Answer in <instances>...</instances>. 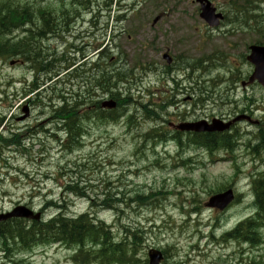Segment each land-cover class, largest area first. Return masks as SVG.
<instances>
[{
    "label": "rangeland",
    "instance_id": "1",
    "mask_svg": "<svg viewBox=\"0 0 264 264\" xmlns=\"http://www.w3.org/2000/svg\"><path fill=\"white\" fill-rule=\"evenodd\" d=\"M68 1L70 0H65V2ZM260 1L254 0L256 4H260ZM212 2L223 12L232 10L231 0H212ZM38 4L41 5V2ZM113 4L112 10L103 12V15L99 17V23L102 21L103 27L90 28L91 23L95 21L93 20L94 15L90 14L86 16L84 29L81 32L79 28L76 30L75 26L72 27V30L74 34H80L81 40L85 41L83 31L88 29L86 41L89 43L88 49L90 50L96 44V40L100 42L105 39L104 44H107V48L114 53L113 57L115 55L124 57L116 62V69L128 71V69L135 67V70H147V77L145 72L141 74L143 78L141 83L147 84L144 90L150 89L154 93L149 98V103L160 104L155 106L160 107L166 103L167 97L172 96L174 98L175 91L170 87L176 81H179V85L189 88L192 87L191 85H195L192 82L199 80L197 91L199 94L209 96L212 103L206 100L207 105L201 111L189 112L185 110V107L196 102L198 93L195 92L194 95H187L192 96L194 100L182 102L183 107H180L176 113L187 114L190 117L192 115L216 116L239 111L247 106L249 101L246 99L249 97L255 100L254 105L251 106V109L243 110L240 113H246L258 120L263 119L264 124V112L256 109V106L260 105L261 102L264 103V88L249 87L245 91L236 90L231 89L230 82V79H233L230 70L240 69L241 77H243L242 73L251 72V64L242 55L247 53L249 45L258 39H264V24L258 34L243 29L239 25L242 24V21H239V24L224 22L220 28L211 29L199 16V6L194 0H115ZM68 5H72V3ZM117 13L121 15L120 19L123 22H117ZM229 17L233 21L234 13L229 12ZM102 28H104L105 36ZM65 38H67L66 34ZM70 39L71 41L75 40L74 37ZM49 40L50 36L41 42L39 40L36 42L43 48L41 50H44ZM64 41L68 40L65 39ZM64 41L55 40L54 43L48 45L47 51H38L37 55H51L49 49L50 52L58 54L57 59H67L69 62L75 59L76 63H81V60L76 61V58L72 56L60 54L66 45ZM166 50H170L171 53L174 52L172 54L178 64L176 66L174 63V72L169 74L164 73L167 71L163 64L166 60L163 58ZM181 52L186 53V56L179 54ZM125 54L129 56V60L126 59ZM212 54H218L220 57L226 56V61L212 60ZM204 55L210 56L211 59H205ZM192 57L202 64L210 63V69L204 70L200 67L199 70L195 69L192 74L193 80L188 77L190 74L187 76V73L190 72L188 68L186 71L180 68L184 65H179V61L181 64L187 60L191 62ZM194 59L193 62H195ZM9 61H0V112H2L0 116L5 118L0 123V130L5 131V137L14 139L16 135L18 140H15L17 145L5 149L4 157H0V211H6L14 203L22 201L23 204L31 203L36 208L42 207L44 216L49 217L55 209L49 207L50 205L48 206L47 203L50 201L57 202L63 198V186L71 178L68 171L77 172L78 165H85L87 171L78 172L76 176H73L72 180L76 182L70 185L75 187L74 185L78 184L79 188L84 187L85 191L77 190L76 193L70 191L69 195H66L71 200L70 213H82L90 209L93 204L92 211L95 210L97 217L105 220L108 225H112L118 241L125 236V228L139 230L142 237L139 257L148 258V250L156 248L167 250L168 258H166L165 264H264V244L258 245L259 243L255 242L257 239L254 240L255 243H250L251 245L244 243L240 245L241 243L235 241H223L225 238L222 236L223 233L234 228L240 220L247 218L253 211L248 204L251 201L249 173L255 168L254 165L250 164L251 161L247 160L245 150L239 148L237 151L238 165L241 168L237 174L234 163L222 160L215 163L207 162L202 154L196 161V166L199 167L192 173L185 170L174 172L172 169L174 156L172 155L176 152V145L174 143L167 146L159 144L155 151L156 153L159 152L162 158H167V153H171L170 159H167L168 170L161 169L156 165L141 163L136 167L141 170L136 172L135 175L138 176H130L127 179V170L130 169L129 162L131 160L139 162L141 159L136 157V146L140 134H135L134 131L129 134L128 127L123 120L112 124H95L94 130H90L83 146L72 153H66L70 150L65 151L64 143H60L53 134L48 138L42 132L37 137L38 132L46 127L54 130V126L61 122L60 114L58 112L51 114L52 108L46 109L44 103L47 100L41 102L43 105L35 106V111L30 101L37 95L30 94L27 98L18 95L22 85L27 81L26 79L21 80L22 77L24 78L26 74L28 79L27 69L25 66H11ZM40 61L38 56L32 58L33 64H30L34 67H31L32 71L29 73L32 77L34 75L39 77L42 73L44 68L41 65L39 68L36 67L37 62L40 63ZM47 61L51 62L52 58L50 57ZM47 61L42 62V65H46ZM149 61L154 65L147 64ZM219 62H223L224 67H221ZM81 65L85 68L84 62ZM76 74L81 75L79 67ZM77 75L70 74L52 81L51 86H49L50 97L53 98L61 92H65L66 94L54 99V101H61L64 106V96L74 94L80 104L79 96L73 91L74 85L78 82L82 85L84 79H79ZM169 75L174 77L175 82L168 80ZM134 83L135 81L131 82L133 84L131 91L133 96L139 98L140 95H144V92L143 89L139 90L138 80ZM123 85V88L127 89L128 85ZM221 99H229L233 104L220 103ZM19 101L30 104L32 114L34 113L31 122H19ZM163 118L167 121H174L177 114L164 115ZM36 124H38L37 129L28 128ZM25 126L27 134L37 130L36 136L31 140L24 133L23 128ZM148 126L150 123L142 121L139 130L144 131ZM257 130L246 123V127L239 128L236 132L241 135V141L244 140L245 143H248V139H252ZM245 132L251 133V137L248 138ZM62 135L63 133L60 134L61 137L64 136ZM32 139H35L34 144H32ZM28 145L31 146L24 151L23 146L28 147ZM147 155L148 157L153 156L152 152L149 151ZM142 157L147 158L143 151ZM202 160L207 163L204 167L200 166ZM258 167L260 171H264L263 162L259 163ZM131 169L135 168L131 167ZM176 175L186 178L177 184ZM79 180L82 181L79 182ZM229 184H232L239 191L240 200L236 201L225 212L207 208L205 203L214 194L213 190ZM176 185H182V187L177 192L169 194V191H174ZM104 190L110 191L112 197L116 194L121 199L122 202L114 201V203L123 212L119 213L114 209H107L101 205V201L93 200L97 192L101 193ZM152 191L164 192L163 195L160 194L162 200L156 207L153 204L140 206L136 202L126 203V199L134 197L136 193L148 195ZM89 195H92L93 198L92 196L90 198L82 197ZM194 208L197 209L193 213L189 212ZM216 224L219 225V228L214 230ZM211 231L216 237H211ZM261 237L264 241V232L261 233ZM18 247L16 245L13 248L16 252L14 258L18 264H73L71 261L72 252L59 244L39 245L33 250H29L30 253L25 255L20 254ZM1 253L12 261L13 256L9 252L2 249ZM29 255L30 258H28ZM2 262L3 260H0V264Z\"/></svg>",
    "mask_w": 264,
    "mask_h": 264
},
{
    "label": "trees",
    "instance_id": "2",
    "mask_svg": "<svg viewBox=\"0 0 264 264\" xmlns=\"http://www.w3.org/2000/svg\"><path fill=\"white\" fill-rule=\"evenodd\" d=\"M74 1L81 4L79 5V8H86L88 4H91L92 1L96 0ZM98 1L100 2L98 4L99 7L101 4L106 9L110 10L112 7L110 8L108 4H112L114 2V0ZM39 2L41 1L0 0V58L3 61H8L12 58L18 57L30 61V53L33 51V46L31 44L36 43L38 40L40 42L43 41L47 37L51 36L52 33L54 34L57 32L59 40L62 39L64 41L66 39L71 41L70 38L74 37V39L78 42L79 37L75 36V34L71 31L74 25L69 24L63 17V10L68 8V6L64 3L65 1L63 2V0H57L46 5H39ZM262 15L263 14H261L259 9L255 11V8L251 9V6L248 4L242 9L241 16L238 19H233V21L235 23L242 21L241 27L244 29L248 20L251 18L253 20L258 16L262 18ZM40 23L41 25H39ZM249 26H252V22L248 24V27ZM24 27L27 28V30H25ZM252 27L255 28L254 25ZM246 30L254 31L250 29ZM259 31L254 32L258 34ZM65 34L67 38H65ZM75 40L70 43H68V41H64L66 45L63 50H61L60 54L63 53L62 56H69L70 54L72 57L76 58V61L87 59L91 54V50L85 46V43H82L83 45H78ZM96 41V47L102 46L98 40ZM48 51L52 56L47 55V58H45V56L42 55L43 57L41 62L36 65L37 68H39L40 65L44 68L42 73L39 75V79L42 80L38 81V79H36L33 84V89H41L44 87L40 93L46 91L44 81L47 75L61 73L68 67L69 64H72L71 62L68 64L65 62H63V64L62 62H58V54L56 52H50V50ZM112 55H114V53L111 52V49L104 47V50L99 53L97 59L90 58L84 62L87 72L84 76L83 84L81 86L79 84V87L85 90L91 105L96 103V100L100 98L99 93L110 95L119 102L118 104H120V106L124 104L129 105L131 100L135 99V96H133L130 89L133 85L131 82L136 81V79L130 77L129 75L131 72L135 71V69L132 67L131 70L127 71V73H123L118 70L114 71L116 68V59H113ZM50 57L52 58L51 62L47 61ZM74 60L75 59H73V61ZM44 61H47V64L43 66L42 62ZM51 63L55 65L51 67ZM203 65L205 67L207 66L205 64ZM121 80L123 83L128 85L127 89L123 88L124 85L120 82ZM144 88L145 87L139 88V90ZM119 110L120 108L118 105V109L104 111L108 114L103 116L96 108V113L99 112L100 115L97 121L100 122L106 120V122H109L110 119H106V117H114L117 119L118 116H121V113L124 114V112L119 114ZM93 111L94 109L92 107L82 116L92 114ZM59 112L64 118L68 114V116L72 117L73 113L72 110H68L67 106L59 109ZM130 119H135V117L132 116ZM65 126H68L70 134L78 133L80 130L78 123H66ZM15 140H18L16 135L14 137V141ZM73 140L75 141L77 139L74 138ZM194 140L197 141L196 139ZM238 140L239 135L232 130V132L226 136H216L215 134L203 135L200 137L198 145L200 148H205L212 153H215L216 151L234 153ZM258 141H260L259 143L262 142L264 144V129L259 133ZM263 146L258 144L254 149H252V152L257 150L260 153H263ZM80 181L82 180H79V182ZM74 186L75 187H71L70 185L65 184L63 186L64 196L69 195L70 191H85V188H79L78 184H75ZM253 186L255 190L254 195L257 197L258 206L260 208L259 212H257L253 217L241 222L228 234V236L229 238H242V240L247 243H260L262 241V237L259 230L264 227V177L261 176L256 178L253 181ZM223 188L225 189L226 186L223 185L222 188L213 191L215 193L217 191L224 190ZM129 199L131 201H136L139 204H145L148 203L150 196H146L143 193H137L134 197H130ZM70 203L71 200L67 196L57 202L50 201L47 205H50L49 207H54L55 210L51 215H49V217L46 218L44 216V218H42L39 222H24L22 220H15L12 223H8L6 227H1L0 259L8 260L1 253L2 249L6 250L13 257H15L16 252L13 247H10L11 245H18L20 254H25L35 245L61 242L64 246L74 252L71 256L73 264H147L146 259L138 257L141 241L137 239L138 232L136 230H133L131 234L130 232H126L125 236L120 238L118 241L112 226L108 225L105 220L97 216L95 217V215L90 211L78 214L73 213L75 216L68 217L65 213L70 212ZM113 203L114 200L111 198L105 202L104 207L116 210L117 206ZM255 239H257V241L254 242Z\"/></svg>",
    "mask_w": 264,
    "mask_h": 264
},
{
    "label": "bare ground",
    "instance_id": "3",
    "mask_svg": "<svg viewBox=\"0 0 264 264\" xmlns=\"http://www.w3.org/2000/svg\"><path fill=\"white\" fill-rule=\"evenodd\" d=\"M92 3L91 4H88L86 6V8L89 9L90 14H93L94 15L93 20H95V21H93L91 23V27H93V28H95V27H103L104 26L103 25V22L101 21V23H99V17L101 15H103L102 14L103 12L108 11L110 9H106L101 4H100L101 7H99L98 4L100 2L98 0L92 1ZM113 3L112 4L109 3L108 6L110 8L113 7V5H114ZM18 5H20V4H18ZM258 9L259 8L256 7V10H258ZM111 10H112V8H111ZM229 12H232V11H229ZM263 12H264V7L261 10V14H263L262 17H264V13ZM110 13H111V11H110ZM26 14H27V12H26ZM238 18L239 17H234V19H238ZM255 19H256L255 20L256 23H259V24L261 23L262 25L264 24V19H261V17L258 16V17H255ZM249 21L250 20H248L247 23H246V25L244 26L245 29H250V30H254V31H259L260 30V29L258 30L256 28H253L252 27L253 25L248 27V24H249L248 22ZM118 22H123V20L119 19ZM261 24H260V26H261ZM39 25H41V23ZM25 30H27V28H25ZM47 30H49V29H47ZM47 30H46V33H47ZM71 31H72V33H74L73 30H71ZM102 32H103V35L105 36V34H104V32H105L104 31V28H102ZM118 34L120 35V33H118ZM75 36L79 37L78 42L75 40V42L78 45H80L82 43H85V41L81 40L82 39V36L80 34H75ZM58 38H59V36L57 35V32L54 33V34L52 33L51 36H50V40H49L48 44L45 46V49L44 50H41L43 48H41V46L38 45L37 42L31 44L33 46V51H32V53H30L31 54L30 55V61H28L27 59L19 58V57L18 58H12V59H10V61L8 60L11 66H16V65L17 66H22V67L25 66L26 69H27L28 79L26 78V74H25L24 75V78L22 77L21 80L26 79L28 82L25 81L24 85H22V87H21L20 92H18V95H20L23 98H25V97L27 98L30 93H32V95H35L34 93H36V94L39 93V96H36L35 97L36 98V102L35 103H32V102L30 103L32 105V107L35 109V111H36L35 106H41V105H43L41 102H44L45 100H47V102L44 103V105L46 106V109L52 108V110H50V113L51 114L53 112H58L60 114L59 119L61 120V122L59 124H56L54 126V130H52L53 128L51 129L50 127H46L44 130H40V134L43 132L48 138H50L52 136V134H53L54 137H57V139L60 141V143L61 142H64V141L69 142V145H68V149L67 150H70V151H68L66 153L75 152L78 148H81L83 146L84 140L87 139L86 137L89 136L90 130L91 129L94 130L93 127L96 124L97 119L100 116L99 115V112H100L101 115L105 116L108 113H106L104 111H112V110L118 108V105H119V108H120L119 114L121 112H124V114L121 113V116L120 117L125 116L127 118L128 124L133 129V131H134L135 134L139 133V131H140L139 130L140 129L139 125H140V123L142 121H144L146 123H150V126H148L146 130L142 131V129H141V131H140V135L138 137V143H137V146H136V157L137 158H141V159L139 160V162H135V161H132V160L129 162V168L130 169L127 170L128 171L127 179L130 176H138V175H135V174H136L137 171H141V170H140V168H136V167L139 164H141V163H147V164L152 165V166L153 165H156V166H159L161 169L168 170L167 158H162V156L159 154V152L156 153V151H155V148L157 147V145L163 144V145L167 146L170 143H174L176 145V149L180 152L182 149L183 150H188L190 148V142L195 141L194 139L196 138V136H194V135H185L184 133L178 132L177 130L176 131H170L166 125H163V123L167 124V122H168L167 120H165L163 118V116L164 115H169V114H177V116L180 117V118H182L183 116H185V118H187L189 120H192L193 119V115L189 117V116H187V114L180 115V114L176 113L178 110H180V107H183L182 102H190V101H193L194 100L193 97L192 96H187V95L188 94L194 95V93L197 92L198 95L196 96V102L194 104H192L191 106L184 108L185 110H188L189 112H197V111H201L202 109H204L205 105H207L205 103L206 100H208L209 103H212V100L209 98V96H207L206 94H202V93L199 94V92L197 91L198 84L191 85L193 88L192 87H189L188 88L186 86H181V85L177 84V81H176V83H173L172 86L170 87V89H172V90L175 91L174 98H172V96L167 97L166 103L163 104V105H161L160 107H155V106H153V105H151L149 103V101H148L149 99L147 98V94H146L148 92V90H144V89H143L144 95H140L139 98L135 97V99L131 100V103L129 105L124 104V105H121V106H120V104H118L119 102L116 99L112 98L110 95L103 94V93L100 94L99 93L100 98L98 100H96V103H98V104L94 103V105L95 104L96 105H95V107H93V109H94L93 113L92 114H89V115L87 114L85 116H82L86 112L87 108H89V106L91 107L93 105H91V102H90L89 97H88L87 93L85 92V90L84 89H81L79 87V84H80L79 82L74 85V91H73V93H75V94H77L79 96V98L81 100V103L80 104L78 103V101L75 98L74 94H72V96L71 95L70 96H67V95L64 96V98H63L64 106H63V104H62L61 101H54V99L56 97L61 96V95H64L66 93L65 92H61L59 95L51 98L50 95H49V92H48L49 91V86H51L52 81H56V80L61 79V78L65 77V76H69L70 74L77 75L76 74V70L78 69V67H79V70L81 71V75H77V77L79 79H84V76L86 75L87 69H86V67L85 68L82 67L81 63L82 62H85L86 60H88L90 58L97 59L99 53L104 50V47H103L104 45L100 42L102 44V46L96 47V51H97V54L98 55L95 54V53H91L90 56L87 59L82 60L81 63H76L75 61L72 62V60H71L70 62L72 64H69L68 67L63 72L47 75L45 77V81H44L45 82L46 91H44L43 93H40L44 87L41 88V89H39V88L38 89H33V84L36 81V79H38V81H40V79H39V77L37 75H34L32 77L29 74L32 71V68L31 67H34V65L33 66L31 65V64H33L31 61H32V58L34 56H38L39 61H40V59H42V57L44 56V54H42L43 56L42 55H37V52L38 51H42V52L43 51H47L46 48L48 47V45L51 44V43H54L55 40H59ZM104 40L105 39H103V41ZM70 56L71 55L69 54L68 57H70ZM45 58H47V57L45 56ZM122 58H124V57H122L121 55H117L113 59H116V62H118ZM126 59L129 60V56L126 55ZM58 60H59L58 62H62V64H63V62H65L67 64L69 63V61H67V59H58ZM192 60H191V62L187 60V61L183 62V64H181V62L179 61V65H184V66H180V68H182L183 70H186V71H187L186 68H188V71H190L189 73H194L195 72L194 70L195 69L199 70V67L201 69H204V70H206V68H209L210 69V65H209L210 63H204L205 65H207L205 67L202 64V62H198V61L193 62ZM37 63H39V62H37ZM222 63L219 62V64H221L220 66L221 67H224L225 64L223 65ZM175 64H176V66H178L177 62H175ZM133 68L135 69V67H133ZM116 70L120 71L119 69H116L115 68L114 71H116ZM128 70H131V69H128ZM149 71L151 72V70H149ZM121 72H123V73L126 72L127 73V71H121ZM142 72L143 73L145 72V75L147 77L148 71L147 70H143V69L142 70H135V71H133V72H131L129 74L130 77H133L134 79L138 80L139 88H143V87H145L147 85V84H142L141 83L143 81L142 80L143 78L141 77ZM238 75L240 76L239 78H241L240 73H238ZM169 78L170 79L172 78L171 75H170ZM234 78H235V76L233 75V79ZM20 81H19V83H20ZM72 81H75V80H72ZM135 83H136V81H135ZM190 84H191V81H190ZM192 84H193V82H192ZM185 98H186V100H184ZM247 100L249 101L248 104H247V106H245L242 109H240L239 112H242L243 110L251 109V106L254 105L255 100H253L252 98H249V97H247L246 101ZM140 101H141V105H140ZM108 103H111L114 106L113 107H110V106L107 105ZM220 103H223V104H226V105L227 104H233V102L231 100H229V99L228 100H225V99L222 100L221 99ZM28 105L29 104H27V106ZM65 106H67L68 110H72L73 111L72 117L68 116L69 114L66 115L65 118L61 116L62 114L59 112V109H61L62 107H65ZM220 106H221V104H220ZM28 107H30V105ZM96 108H97V111H99L98 113H96L97 111H95ZM30 109H31V107H30ZM256 109L261 110V111L264 112V103L261 102L260 105L256 106ZM170 112H172V113H170ZM1 113L2 112H0V114ZM45 113H47V112H45ZM241 114L247 119V124H249L250 126H252V128L258 129L257 132L253 134V138L252 139H248L249 142L248 143H245L246 146L243 149V151L244 150L246 151L245 152V156H246L247 160H249V161L255 160L256 161V165L254 167L255 169L252 170L249 173V178H250V184H249V186L251 188V191L254 192L255 190H254V186H253V181L256 178H259L261 176L264 177V171H260V168L258 167V164L259 163H262V162L264 163V152L263 153H260L257 150L254 151V152H252V149H254L258 144H260V146H263L264 145L262 142L259 143L260 141H258V139H259V133L264 129V124H263V119L258 120V119H255L254 117H252V116H250V115H248L246 113H241ZM132 116H134L135 119H130V117H132ZM204 117L211 118V117H215V115H209V116H204ZM118 118H119V116H118ZM4 119H5L4 117L2 118V116H0V123H2L4 121ZM106 119H110L109 122H106V123L105 122H102V121H100V122L102 124H107V123L108 124H112V123H115L117 121V119H115L114 117L113 118H111V117L110 118H107L106 117ZM75 122L78 123V127L80 128V130H79L78 133L70 134L69 133L68 126H65V125H66V123H68V124H72V123L76 124ZM23 130L25 131L24 133L27 134L26 126H25V128H23ZM236 130L237 129H234L233 132H236ZM36 131L37 130H34V131H32V133H30L28 135L35 137L36 135L34 133ZM4 133H5V131L0 130V157H4V155H5L4 154L5 149H7V148H9V147H11V146H13L15 144L14 139H11L10 137H8V138L5 137L4 136ZM61 133H63V135H64V136L62 135L63 137L60 136ZM236 133L239 135V140L237 141V145H238L239 143L242 142L241 141L242 139H241V135L238 132H236ZM245 133H246V136L248 138L251 137V135H252L249 132H245ZM179 137L182 138L181 139L182 141L181 140L180 141L178 140ZM74 138L75 139L77 138V140H75L76 142L73 140ZM34 142H35V140H34ZM40 143H41V141H40ZM32 144H34V143H32ZM31 145H28V147L23 146L25 148V149L23 148L24 151H26L27 149H29V147ZM181 147H182V149H181ZM67 150H65V151H67ZM142 151L145 153V155L147 156V158L142 157ZM148 151L150 153L152 152V154H153L152 157H148V155H147ZM6 154H8V153H6ZM182 159H188V158L183 156ZM189 161L190 160H187L186 162H189ZM236 161L238 163V155L236 157ZM244 162H246V161H244ZM244 162H243V165H244ZM131 167H134L135 169H131ZM240 169L241 168L238 165V170L240 171ZM82 171H84V172L87 171L85 165H83V166L78 165L77 166V172L74 171V170L73 171H68L69 172L68 174L69 175L71 174V178H70V180L67 181L66 185H73L76 182V181H73L72 180L73 179V176H76V174L78 172H82ZM127 179H124V180H127ZM120 181L122 182V179ZM70 182H72V183H70ZM160 194L163 195L164 192H162V191H156V192L155 191H152L148 195L145 194L146 196H150V199L148 200V203H145V204H153V206H155V207L158 206V204L162 200ZM70 195H73V193H70ZM91 196L92 195L82 196V197L90 198ZM92 198H93V196H92ZM111 198L115 202H122L121 199L119 197H117L116 194L112 197V195L110 194V191H107V190H104L101 193H98L97 192L96 195L94 196L93 200L94 201H101V205L104 207L105 202H107ZM129 198L130 197H128L126 199V203L136 202V201H131ZM251 202L252 203L250 204V207L254 211V214L251 215V216H249L248 218L253 217L257 212H259V209H260L259 206H258L257 197H255L254 200H252ZM136 203L138 205H140V206L142 205V204H139L138 202H136ZM113 204H116V203H113ZM93 206L94 205L92 204L91 205V208ZM91 208L88 209V210H86V211H84V212L90 211L96 217L97 215L95 214V210L92 211ZM116 208H117L116 210L114 209L116 212H119V213L123 212V210L119 209L118 207H116ZM107 209H111V208H107ZM196 209L197 208H194L190 212L193 213V211H195ZM65 214L68 217L69 216H71V217L75 216L74 214H72L70 212L65 213ZM42 218H44V212L43 211H42L39 219H36V220H33V221H36V222L38 221L39 222V221L42 220ZM248 218H246V219H248ZM133 230H136V229L125 228V233L126 232H130V234H131L133 232ZM136 231L138 232V238L137 239L141 241L142 240V237L139 234L140 231L139 230H136ZM240 239H242V238H234L233 241L236 242V241H239ZM240 245H243V244H240ZM10 247H13L14 248V246H12V245ZM25 254H28V252L25 253ZM25 254H23V255H25ZM163 255H164V258L166 260V258H168V256H167V250H164ZM0 260H3L2 264H18V261L14 257H13L12 261L11 260L8 261L6 259H0Z\"/></svg>",
    "mask_w": 264,
    "mask_h": 264
},
{
    "label": "water",
    "instance_id": "4",
    "mask_svg": "<svg viewBox=\"0 0 264 264\" xmlns=\"http://www.w3.org/2000/svg\"><path fill=\"white\" fill-rule=\"evenodd\" d=\"M202 2H204L202 6L203 9L202 16L207 21H210L212 24L218 23V16L220 15H215V10L213 8H210L209 2H207L206 0ZM251 49H252V55L249 57V59L255 64L256 69L253 76L250 78V82H253L255 79H258L264 85V47L253 46L251 47ZM107 105L110 107L114 106L111 103H108ZM215 126L216 125L208 126L206 122H201L199 124H195L192 129H195L197 131H206V130L213 131L218 129L223 130L227 128L229 125H225L224 127H219V128ZM233 198H234L233 191L228 190L224 193L218 194L213 198H211L208 205L217 206L223 209L233 200ZM11 216H23L33 219H39V214L34 215L33 212H31L30 210L24 207H20L16 209L14 212L7 214V216L6 215L0 216V220ZM150 257H151L150 264H159L162 255L155 250H151Z\"/></svg>",
    "mask_w": 264,
    "mask_h": 264
},
{
    "label": "flooded vegetation",
    "instance_id": "5",
    "mask_svg": "<svg viewBox=\"0 0 264 264\" xmlns=\"http://www.w3.org/2000/svg\"><path fill=\"white\" fill-rule=\"evenodd\" d=\"M30 94H32V93H30ZM30 94H29V95H30ZM34 94L37 95V96H39V93H37V94L34 93ZM29 95H28V96H29ZM32 97H33V96H32ZM30 99H31V98H30ZM30 99H29V100H30ZM31 102H32V103H35V102H36V98L32 99V100L30 101V103H31ZM28 104H29V103H28ZM24 105H27V104L24 103ZM29 105H30V104H29ZM58 124H59V123H58Z\"/></svg>",
    "mask_w": 264,
    "mask_h": 264
}]
</instances>
